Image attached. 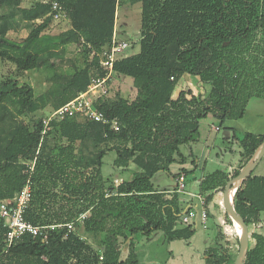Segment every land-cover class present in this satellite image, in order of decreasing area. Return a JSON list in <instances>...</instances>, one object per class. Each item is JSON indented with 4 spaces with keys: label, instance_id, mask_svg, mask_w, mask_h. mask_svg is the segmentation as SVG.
Masks as SVG:
<instances>
[{
    "label": "trees",
    "instance_id": "16d2710c",
    "mask_svg": "<svg viewBox=\"0 0 264 264\" xmlns=\"http://www.w3.org/2000/svg\"><path fill=\"white\" fill-rule=\"evenodd\" d=\"M54 1L70 27L52 35L44 31L52 23ZM20 3L0 0L9 6L0 14V59L12 62L19 72H46L50 85L36 95L29 81L0 75V198H11L22 188L29 173L25 170L34 161L32 197L25 210L28 221L66 222L92 210L66 236L62 229L49 231L46 238L24 234L9 246L0 218V264H140L134 235L150 236L164 229L168 240L189 239L195 229L175 228L182 211L177 187L157 188L152 178L163 172L175 181L184 171L186 181L197 166L191 144L199 140L200 120L213 114L219 128L228 119L242 118L252 97L264 99V0H48L30 7ZM136 3L141 4L138 38L123 40L133 47L138 44L139 50L128 56L119 53L114 70L149 94L129 101L116 93L96 103L106 118L118 120L117 131L76 115L51 120L42 134L39 112L48 103L58 108L85 90L91 75L106 73L99 53L111 42L116 7ZM16 12L31 25L19 41L6 36L8 18ZM71 43L80 44L84 65L66 58L68 70L63 64L65 46ZM53 58H59L58 63ZM184 75L196 77L208 90L175 93ZM226 128L225 138L236 144L239 157L226 169L203 175L199 192L207 204L218 191L222 200L226 182L264 140V134L243 131L236 136L235 128ZM182 145L188 146V155ZM111 150L116 168H137L131 179L116 185H106L102 174L103 158ZM188 157L194 167L173 173L171 166L184 164ZM253 170L233 196L252 242L242 264H264V227L257 230L264 224V175ZM50 197L60 201L57 208L47 204ZM224 218L234 229L225 211ZM235 238L238 243L236 232ZM236 255L218 224L204 264H234Z\"/></svg>",
    "mask_w": 264,
    "mask_h": 264
},
{
    "label": "rangeland",
    "instance_id": "374dc122",
    "mask_svg": "<svg viewBox=\"0 0 264 264\" xmlns=\"http://www.w3.org/2000/svg\"><path fill=\"white\" fill-rule=\"evenodd\" d=\"M36 1H48V0H20L22 7H30ZM9 9L7 4H0V14L6 13ZM141 18V4L136 3L133 5H123L116 7L115 12V32L121 39L137 40L138 31L140 28ZM37 20L36 22H39ZM30 23L24 20L21 15L16 12L12 17L8 18V28L6 36L14 39H23L30 30ZM70 24L67 18L63 16L53 17L52 23L49 28L44 31L48 34H57L65 29L69 28ZM128 42V41H127ZM129 43V42H128ZM139 45L134 47L129 43L128 47L123 51L124 56L133 55L138 52ZM66 58H74L76 63L80 66L84 65V56L81 52V46L77 43H71L65 46V61L64 67L70 70V64L66 61ZM54 63H58L59 58H53ZM0 75L10 76L16 78L19 81H29L33 86L36 95L45 92L50 81L46 78V72L38 70H29L19 72L12 62L0 59ZM110 92L109 96L105 99H112L116 93H119L122 97L129 101L137 97L138 95L146 96L149 94V90L145 87L138 88L133 85L132 78L114 71L109 77ZM190 89L193 94H201L208 90V86L200 83L196 77L190 75H184L177 83L175 93L179 90ZM103 100V99H102ZM55 109L48 103L40 112L39 115L43 120H47L50 114ZM51 120L60 121L61 118H52ZM264 124V99L252 97L246 107L245 114L242 118L237 120H226L219 129L218 119L213 114H208L205 118H202L199 122V140L191 144V149L196 155L197 164L196 168L189 173V177L186 180V192H199L201 189L202 176L215 169H226L231 163L238 160V148L232 141H228L225 136L229 134L226 126H232L235 128L236 136H241L243 131L250 130L254 123L259 124L260 121ZM50 121V120H49ZM257 126V125H256ZM258 129V126L256 127ZM44 130V129H43ZM65 141V138H62ZM181 151L188 155L189 149L187 145L180 146ZM115 158L114 151H108L102 164V174L105 178L106 185L118 184L123 179H131L136 166L133 164L127 168H116L112 163ZM181 167L192 169L194 164L192 158L188 157L184 164H173L171 170L173 173L178 172ZM253 174L264 175V155L255 166ZM152 182L155 187L164 189H172L174 180L166 173H156ZM219 192H215L213 199L207 204V211L211 212L207 221L206 227H201L198 224H193L194 233L189 239L175 238L172 240L167 239V234L164 229L155 230L150 236L143 234H136L133 236V245L135 253L140 264H204V257L207 249L214 243L217 225H221L225 232L227 239L230 241V250L235 253L238 251V243H236L235 232L232 226L225 222L224 209L222 206V200L220 199ZM180 205L183 208L186 207V199L191 197L188 193L178 192ZM193 205L199 209L200 205L195 197ZM221 200V201H220ZM192 200H190L191 202ZM47 204L50 208H57L60 205V201L53 200L50 197L47 200ZM92 209H88L87 215H89ZM184 225L181 223L179 217L176 222L175 228H182ZM234 227V226H233ZM264 224L257 227L258 231H262ZM80 230V228H78ZM129 235V231L126 230ZM104 233H102L103 235ZM252 245V242L250 243ZM124 252L126 251L123 249Z\"/></svg>",
    "mask_w": 264,
    "mask_h": 264
},
{
    "label": "built area",
    "instance_id": "2783aa9c",
    "mask_svg": "<svg viewBox=\"0 0 264 264\" xmlns=\"http://www.w3.org/2000/svg\"><path fill=\"white\" fill-rule=\"evenodd\" d=\"M52 10L54 11L53 17L63 16L66 18L62 7L58 2L54 1L52 3ZM128 45L129 43L126 40L118 38L114 30L111 42L99 53V65L107 69L106 73L103 76L91 75V81L85 90L79 92L74 98L56 108L47 120H43L44 130H42V134L45 132V129L52 118L63 119L65 117L76 115L83 116L93 121L107 123L116 131L119 129L118 120L116 118H106L103 112L97 108L96 103L109 96L110 86L108 82L110 75L115 71L114 62L116 61L118 54L123 52ZM172 78L173 77H171V79ZM215 129L219 128L216 127ZM28 166L29 169L25 170V172L29 171V173H27L28 177L22 188L15 192L11 198H0V218L6 228L5 240L7 246H9L14 239L20 238L24 234H30L32 236L42 235L46 238L49 231L62 229L66 231V236L67 233L75 231L76 222L82 223L84 218L88 216L87 212H82L73 220L66 222H52L43 225L33 224L31 221H28L25 218V210L32 197L30 172L33 171L34 161ZM185 178L186 173L184 171L176 177L174 182L178 192H185ZM190 196L195 197L198 200L200 207L198 209L196 205L189 204L183 208V211H181L179 215L181 223L184 226L190 227H193V224L206 227L209 215L205 196L199 193H193L190 194ZM260 226L261 224L257 225V227Z\"/></svg>",
    "mask_w": 264,
    "mask_h": 264
},
{
    "label": "water",
    "instance_id": "95a60500",
    "mask_svg": "<svg viewBox=\"0 0 264 264\" xmlns=\"http://www.w3.org/2000/svg\"><path fill=\"white\" fill-rule=\"evenodd\" d=\"M263 155L264 140L258 145L251 158L240 169L239 173L226 182L222 193V206L225 213L231 219L232 223H237L239 226V232L237 233L239 246L234 264H242L250 244L247 224L243 217L236 212L233 205V196L238 185L251 174L252 170L258 164Z\"/></svg>",
    "mask_w": 264,
    "mask_h": 264
},
{
    "label": "crops",
    "instance_id": "0c3cea01",
    "mask_svg": "<svg viewBox=\"0 0 264 264\" xmlns=\"http://www.w3.org/2000/svg\"><path fill=\"white\" fill-rule=\"evenodd\" d=\"M114 30H115V28H114ZM253 125H254V127L252 126L250 128V130H247V131H250V132H253V133L264 134V124H263V121L262 120L260 121L259 124H256L258 126V129L256 128L257 126L255 125V123ZM174 185H175V183H174ZM185 193H188V195L193 194V192H186V191H185ZM195 193H199L200 194V192H195ZM190 200H192V201L190 202ZM193 202H194V200L192 199V197H188L184 203H186L187 205H189V204H193Z\"/></svg>",
    "mask_w": 264,
    "mask_h": 264
},
{
    "label": "bare ground",
    "instance_id": "6f19581e",
    "mask_svg": "<svg viewBox=\"0 0 264 264\" xmlns=\"http://www.w3.org/2000/svg\"><path fill=\"white\" fill-rule=\"evenodd\" d=\"M232 195V194H231ZM234 226V231L236 232V234L239 232V226L237 223H232Z\"/></svg>",
    "mask_w": 264,
    "mask_h": 264
}]
</instances>
